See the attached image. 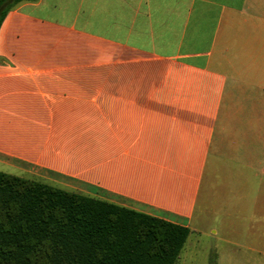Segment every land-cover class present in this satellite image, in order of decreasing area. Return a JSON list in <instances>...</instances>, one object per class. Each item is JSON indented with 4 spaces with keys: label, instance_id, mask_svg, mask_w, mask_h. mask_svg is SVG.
<instances>
[{
    "label": "crops",
    "instance_id": "crops-1",
    "mask_svg": "<svg viewBox=\"0 0 264 264\" xmlns=\"http://www.w3.org/2000/svg\"><path fill=\"white\" fill-rule=\"evenodd\" d=\"M0 164L186 244L243 214L264 245V0H20L0 27Z\"/></svg>",
    "mask_w": 264,
    "mask_h": 264
},
{
    "label": "trees",
    "instance_id": "trees-1",
    "mask_svg": "<svg viewBox=\"0 0 264 264\" xmlns=\"http://www.w3.org/2000/svg\"><path fill=\"white\" fill-rule=\"evenodd\" d=\"M20 0H0V27ZM190 228L0 171V264H176Z\"/></svg>",
    "mask_w": 264,
    "mask_h": 264
},
{
    "label": "rangeland",
    "instance_id": "rangeland-1",
    "mask_svg": "<svg viewBox=\"0 0 264 264\" xmlns=\"http://www.w3.org/2000/svg\"><path fill=\"white\" fill-rule=\"evenodd\" d=\"M0 170L13 173L3 164H0ZM13 174L22 175L20 173ZM258 182V180L253 181V184ZM214 199L216 201L217 196ZM250 218L249 215L247 219L250 220ZM220 220L219 217L216 223H220ZM245 222L246 216L243 214L237 217L236 224L240 226L241 232L232 238L224 237V235H221L220 239L203 236L198 241L189 242L181 252L176 264H264V253L258 249H264V245L254 244L247 238Z\"/></svg>",
    "mask_w": 264,
    "mask_h": 264
}]
</instances>
